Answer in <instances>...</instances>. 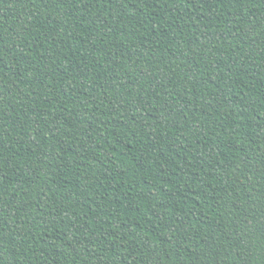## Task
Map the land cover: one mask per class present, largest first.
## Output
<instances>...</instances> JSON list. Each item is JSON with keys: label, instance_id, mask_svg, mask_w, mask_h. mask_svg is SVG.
I'll use <instances>...</instances> for the list:
<instances>
[{"label": "trees", "instance_id": "trees-1", "mask_svg": "<svg viewBox=\"0 0 264 264\" xmlns=\"http://www.w3.org/2000/svg\"><path fill=\"white\" fill-rule=\"evenodd\" d=\"M0 264H264V0H0Z\"/></svg>", "mask_w": 264, "mask_h": 264}]
</instances>
